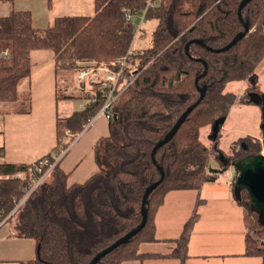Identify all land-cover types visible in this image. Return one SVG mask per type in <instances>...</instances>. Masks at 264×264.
<instances>
[{"label": "trees", "instance_id": "obj_1", "mask_svg": "<svg viewBox=\"0 0 264 264\" xmlns=\"http://www.w3.org/2000/svg\"><path fill=\"white\" fill-rule=\"evenodd\" d=\"M240 1L157 0L142 18L156 20L150 46L129 53L137 28L131 18L140 16L146 0H94L92 16H57L45 28L33 26L28 10L0 16L2 103L19 99V83L30 76L32 49H51L58 75L61 71L68 73L73 68L93 66V62L94 66L103 63L112 68L111 62L127 54L119 85L135 76L110 108L109 133L93 146L97 170L84 182L67 185V173L57 161L45 180L20 203L28 181L34 177V166L0 162V221L8 223L11 235L32 237L36 242V257L20 264H88L97 252L140 223L143 193L149 184L159 180V167L163 177L146 197L143 227L94 264L155 258H176L179 264H185L191 232L199 218L200 197L179 235L167 239L175 243L171 251H140L142 243L158 240L155 213L166 193L199 190L229 170L232 161L262 150L259 138L247 134L231 141L227 151H221L218 145L222 123L214 139L208 137L205 142L202 134V129L209 126V136L214 121L226 117L238 99L236 92L226 89L228 82L247 80L258 87L255 69L264 57V0H249L240 9L239 17ZM243 21L248 23L249 30L230 48L220 52L206 48L227 44L244 29ZM194 38L201 39L206 46L192 41L186 53L185 44ZM5 49L7 56L2 55ZM196 58L203 59L206 65ZM198 75L197 84L207 85L203 98L152 156L155 143L197 100ZM94 83L95 88L87 90L82 81V94H67L59 89L57 98L81 97L85 105L58 117L57 144L52 149L55 154L69 146L103 105L107 87L99 88V82ZM213 153L219 159L218 168L209 165ZM46 156L50 163L54 162L50 153ZM47 167L44 165L43 169ZM17 172L24 174L14 176ZM236 200L252 220L244 234L243 255L259 257L258 264H264V245L257 241V236L264 234V223L250 207L246 190L241 189Z\"/></svg>", "mask_w": 264, "mask_h": 264}, {"label": "crops", "instance_id": "obj_2", "mask_svg": "<svg viewBox=\"0 0 264 264\" xmlns=\"http://www.w3.org/2000/svg\"><path fill=\"white\" fill-rule=\"evenodd\" d=\"M14 10H28L33 26L45 28L51 26L57 16H92L94 0H0V16ZM30 58L29 79H23L19 83V86L26 85L28 90L27 96L19 100L21 107L12 109L0 102V162L33 164L49 153L55 154L52 149L57 144L58 117L67 116L85 105V100H78L76 107L73 104L75 100L57 98L60 85L66 89L71 83L69 76H61L56 72L55 55L51 49H32ZM256 70L257 67L255 72ZM259 81L257 74L256 83L259 84ZM230 82L238 83L237 89L228 88L237 94L248 83L247 80ZM259 91L262 92L260 87ZM108 124L109 119L103 115L93 117L66 148L58 164L67 173V185L82 183L97 170L93 146L100 137L108 135ZM222 130L221 127L220 139L227 149L230 142L238 136L248 134L260 138L259 132L252 134L244 129L236 131L234 137L227 138ZM228 130L235 131L229 127ZM218 167L219 165L214 168ZM219 179L232 180L221 173L217 180L203 184L199 190L178 189L167 192L155 213V236L158 240L142 243L140 251H171L175 243L167 239L179 235L200 197L202 202L197 210L199 218L191 232L185 264H258L259 257L243 255L244 234L252 224L251 218L238 204L232 190L221 184ZM217 219L220 220L221 228L232 235L218 241L201 237L198 230ZM36 254V242L32 237L11 235L8 223L0 221V264H20V261L34 259ZM179 263L176 258H155L126 260L120 264Z\"/></svg>", "mask_w": 264, "mask_h": 264}, {"label": "rangeland", "instance_id": "obj_3", "mask_svg": "<svg viewBox=\"0 0 264 264\" xmlns=\"http://www.w3.org/2000/svg\"><path fill=\"white\" fill-rule=\"evenodd\" d=\"M131 20L135 24L136 27L139 23L141 25H139L140 30L137 29V32L134 35V39L132 40V42L130 44L129 51L135 52V51H140L144 48L149 47L151 44L152 30L156 25V20L155 19H146V20L142 21L141 15L140 16L139 15H133ZM82 64L83 63H81L80 65H82ZM92 65H94V63H92ZM102 65H104V64H100L99 67H102ZM95 66H89V67L94 68V70H91V72H89L88 75L86 77H84V79H82L81 81L77 79V70H75L74 68H73V70L68 71V73L61 71L60 72L61 76H65V75L69 76L71 84L66 89L64 86L60 85V91L66 92L67 94L68 93L69 94H73V93L74 94H82V93H84V89H82L80 87V85H81L80 83L82 81L85 83V85L88 84L86 86L87 90L88 89L90 90V88H92V89L95 88V85H93V84H95L94 82H99V83H97L99 88H103L104 86L106 87V81L103 80V74L105 71L102 68L95 67ZM256 72L258 74V79L260 80L259 84L256 83V85H259L260 89L262 90V92L261 91L260 92L264 96V59L259 62ZM61 76H59V78H61ZM134 78H135V76L131 77L129 79V81L134 80ZM66 80H68V79H66ZM129 81L126 82L127 83L126 85L120 86V87L118 86V83H117V90L121 89L122 91H124L126 86L130 83ZM237 85H238V83L229 82V83H227L226 88L227 89L230 88V89L235 90L238 88ZM259 87L252 86L249 83H247L246 87H241V89H240L241 92L238 93V99L231 106L230 112H228L229 114H227L226 117L221 119V123H222L221 127L223 128L222 133L226 134L227 138L234 137L237 134L236 131H238L240 129H244V130H246L252 134H256L258 132L259 133L263 132V130H264V104L256 103L253 101L255 97L260 96V94H259L260 92H258ZM27 91L28 90H27L26 85L19 86V99H18V101L4 102L2 104H4L5 106H8L9 108H12V109H16L18 107H21V101H19V100H23L24 97L27 96ZM75 96H77V95H75ZM118 96H119V94H118ZM117 97H116V99H117ZM69 100H75L73 102V104H75L77 107V103L79 102L78 100H85V99L81 98V97H74L73 99H69ZM113 103H112V105H113ZM228 127L233 128L235 131L234 132L229 131ZM203 131L205 133H203ZM65 132H66V135L70 134V131L68 129H66ZM209 132H210L209 126L204 127L202 129V134H204L203 140H205V142L209 141V138L207 136ZM220 135H221V133H220ZM261 139H262V136H260V138H259L260 142H261ZM219 140L220 141H219L218 148L221 151L222 150L225 151L227 148H226L224 142L222 141V139H219ZM261 145H262V142H261ZM262 151H263V148H262L261 152ZM214 154L215 153H213V155H211V158L209 160V165L211 167H217L219 165V161H218L219 159ZM218 156H220V155H218ZM221 157H223V154H221ZM229 170H232L233 172L238 173V171L234 165H231ZM227 173H228V170H226L223 175L226 176ZM218 181L221 184L229 187V189L232 190V192L234 194V191L236 188L235 181L234 182H233V180L225 181L222 179H219ZM263 220H264V211H263ZM251 222H252V220H251ZM198 233L203 238L210 239V240H217V241L223 240L227 236L232 235L231 233H230L231 235L228 234V232L225 228H221V223H220L219 219L208 223L207 226H203L200 230H198ZM251 233L256 236L255 231H252ZM257 241L259 244L261 243L264 245V234L257 236Z\"/></svg>", "mask_w": 264, "mask_h": 264}, {"label": "water", "instance_id": "obj_4", "mask_svg": "<svg viewBox=\"0 0 264 264\" xmlns=\"http://www.w3.org/2000/svg\"><path fill=\"white\" fill-rule=\"evenodd\" d=\"M249 0H241L238 5V16L240 17V9L247 3ZM243 27L244 29L242 31L237 32L233 38L224 46L220 48H212L210 46H206L205 43L201 39H191L185 44V51L188 53V47L189 43L192 41L201 43L203 46H206L208 50L220 52L225 51L228 48H230L238 39L242 38V36L249 30L248 23L246 21H243ZM197 60H201L204 65H206V62L201 58H196ZM205 71H203L200 75H203ZM198 75L195 79L196 88L199 92V96L197 100L187 106V108L180 114V116L177 118L173 126L170 128V130L164 135V137L160 140H158L155 145L152 148V156L157 149V147L161 146L163 143L168 141L172 135L176 132L179 125L182 123L186 115L195 107L197 103L200 102V100L203 98L207 85H198L197 84V78L200 76ZM260 96L254 98V102L259 103ZM264 100V98H263ZM115 117V115H113ZM222 119V118H221ZM221 119H217L214 121L211 127V134L208 136L210 139H214L217 133V130L219 129V125L221 123ZM263 138L261 139L262 142V148L264 151V130H263ZM260 152L259 154H251L248 155L240 160H234L232 161V165H234L238 169V173L235 178V191L234 196L237 198L240 196L241 189H244L247 191L249 198H250V207L254 210H256L259 214V218L264 223L263 220V211H264V152ZM220 158L221 153H220ZM161 176L159 180H156L149 184L142 196V202H141V221L138 223L135 227L131 228L128 232L123 234L121 237H119L117 240L112 242L109 246L105 247L104 249L97 252L92 259L88 262V264H94L96 261L99 260L100 257H102L107 252L111 251L115 247H117L119 244L125 243L130 237H132L137 231H139L143 225L145 224L146 217H147V208L145 206L146 203V197L149 194V192L162 180L163 177V170L161 167H159Z\"/></svg>", "mask_w": 264, "mask_h": 264}, {"label": "built area", "instance_id": "obj_5", "mask_svg": "<svg viewBox=\"0 0 264 264\" xmlns=\"http://www.w3.org/2000/svg\"><path fill=\"white\" fill-rule=\"evenodd\" d=\"M156 1L157 0H146L145 6H144V8L140 14L141 18H143V15L146 12V10L148 8L152 7ZM129 17H130V14H127L126 18L128 19ZM139 25H140V23L137 25L136 32H137V29H139ZM136 32H135V34H136ZM129 52L130 51L128 49L127 53H129ZM7 54H8L7 49L2 51V55L7 56ZM127 62H128V57L126 54L121 59H119L118 61L111 62L110 65H113L112 68L106 64L102 65V67H99L100 64L98 66H96V67L102 68L105 71L103 74V80L106 81L107 95H106V98L104 100V103H103L101 109L96 113L95 116L103 115L107 119H109L111 117L110 108L112 106V103L115 102L116 97L122 91L121 89L117 90V83H118L119 87L127 84V83H124V84L119 85V78L123 72L124 67L127 65ZM101 64H103V63H101ZM91 70H94V68L86 67V66L79 67V69L77 70V79L81 81L82 79H84V77H86L88 75L89 72H91ZM129 82H131V81H129ZM65 150H66V148L64 150H61L60 153H58V154H52L51 157L54 159V162H52V163L49 162L47 156L40 158L35 163H33V166L35 169V174H34V177H32L28 181L26 192L23 195L20 203L23 202L29 196V194L35 188L38 187V185L43 180H45V178L49 175L54 163L60 159V157L64 154ZM44 165H48V167L43 169ZM23 174H24V172H17L16 174H14V176L20 177ZM222 174H224V172ZM235 175H236L235 172H233L232 170H228L226 177L228 179H232ZM18 205H20V204H18Z\"/></svg>", "mask_w": 264, "mask_h": 264}, {"label": "flooded vegetation", "instance_id": "obj_6", "mask_svg": "<svg viewBox=\"0 0 264 264\" xmlns=\"http://www.w3.org/2000/svg\"><path fill=\"white\" fill-rule=\"evenodd\" d=\"M258 92H260V91H258ZM259 94H260L261 98H260V100L258 102L264 104V100H263L264 96L261 94V92Z\"/></svg>", "mask_w": 264, "mask_h": 264}]
</instances>
